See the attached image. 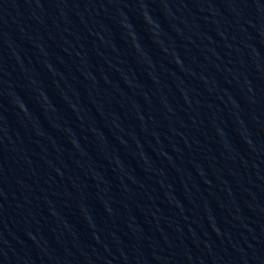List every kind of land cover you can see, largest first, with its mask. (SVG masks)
Here are the masks:
<instances>
[{
	"label": "water",
	"instance_id": "95a60500",
	"mask_svg": "<svg viewBox=\"0 0 264 264\" xmlns=\"http://www.w3.org/2000/svg\"><path fill=\"white\" fill-rule=\"evenodd\" d=\"M0 264H264V0H6Z\"/></svg>",
	"mask_w": 264,
	"mask_h": 264
}]
</instances>
